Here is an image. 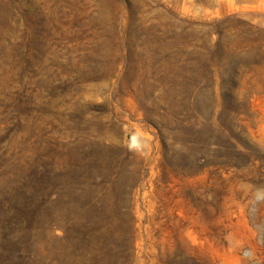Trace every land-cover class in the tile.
<instances>
[{
  "label": "rangeland",
  "instance_id": "374dc122",
  "mask_svg": "<svg viewBox=\"0 0 264 264\" xmlns=\"http://www.w3.org/2000/svg\"><path fill=\"white\" fill-rule=\"evenodd\" d=\"M10 199L0 264H264V0H0Z\"/></svg>",
  "mask_w": 264,
  "mask_h": 264
},
{
  "label": "trees",
  "instance_id": "16d2710c",
  "mask_svg": "<svg viewBox=\"0 0 264 264\" xmlns=\"http://www.w3.org/2000/svg\"><path fill=\"white\" fill-rule=\"evenodd\" d=\"M10 202V203H9ZM6 203H1L2 204V209L6 206V208L3 210V214H6V212L11 208V214L10 217L8 219V221H4L2 219H0V227H4V224H9V225H15L17 224V222H19L23 217H28L34 214L33 208L31 205H27V206H23L20 207L17 204L16 205H11L13 203H15V200L10 199V201ZM10 204V205H9ZM5 234L1 235V241L5 242ZM1 256L3 253H5L7 251V247L5 246V244L3 243L1 248Z\"/></svg>",
  "mask_w": 264,
  "mask_h": 264
}]
</instances>
